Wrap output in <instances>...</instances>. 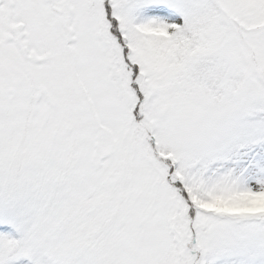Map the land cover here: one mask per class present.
<instances>
[{
  "label": "snow or ice",
  "instance_id": "obj_1",
  "mask_svg": "<svg viewBox=\"0 0 264 264\" xmlns=\"http://www.w3.org/2000/svg\"><path fill=\"white\" fill-rule=\"evenodd\" d=\"M0 264H264V0H0Z\"/></svg>",
  "mask_w": 264,
  "mask_h": 264
}]
</instances>
